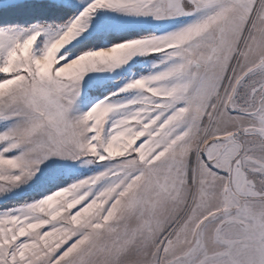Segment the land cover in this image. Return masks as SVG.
Returning a JSON list of instances; mask_svg holds the SVG:
<instances>
[{
	"label": "snow or ice",
	"instance_id": "snow-or-ice-1",
	"mask_svg": "<svg viewBox=\"0 0 264 264\" xmlns=\"http://www.w3.org/2000/svg\"><path fill=\"white\" fill-rule=\"evenodd\" d=\"M22 188L0 264H264V0H0Z\"/></svg>",
	"mask_w": 264,
	"mask_h": 264
},
{
	"label": "rangeland",
	"instance_id": "rangeland-1",
	"mask_svg": "<svg viewBox=\"0 0 264 264\" xmlns=\"http://www.w3.org/2000/svg\"><path fill=\"white\" fill-rule=\"evenodd\" d=\"M173 24L171 22H161L159 24H155L152 29L150 30H155L157 33L160 31H163L167 28L172 27ZM140 63H138L135 66L134 71L137 72V74L146 72L147 71V58L146 57H141ZM97 75L103 76L104 77V84L114 90L115 86H119L122 84L124 81L123 80H117L116 77L112 76L111 74H104V73H99ZM104 89L102 88H93L85 97L84 100L81 102V110H86V107L88 105V101L92 99L93 96H96L98 93L102 92ZM30 196L29 190L27 188H22L20 190H17L16 192L10 194L8 197H0V208L3 207H14L18 205L19 203L25 202ZM6 201V203H4Z\"/></svg>",
	"mask_w": 264,
	"mask_h": 264
}]
</instances>
